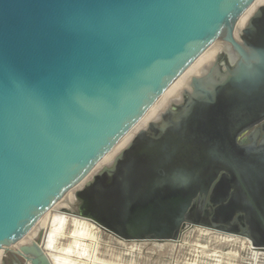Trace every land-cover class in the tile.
Segmentation results:
<instances>
[{"label":"water","instance_id":"1","mask_svg":"<svg viewBox=\"0 0 264 264\" xmlns=\"http://www.w3.org/2000/svg\"><path fill=\"white\" fill-rule=\"evenodd\" d=\"M254 1L0 0V249L37 228L17 253L53 264L44 215L221 43L234 58L218 52L64 211L122 240L228 232L195 205L215 184L212 220L245 213L241 235L264 252V143L237 142L264 119V4L235 33Z\"/></svg>","mask_w":264,"mask_h":264},{"label":"rangeland","instance_id":"2","mask_svg":"<svg viewBox=\"0 0 264 264\" xmlns=\"http://www.w3.org/2000/svg\"><path fill=\"white\" fill-rule=\"evenodd\" d=\"M218 45L221 43L215 44L207 52ZM198 64L190 70L197 71ZM197 73L198 71L193 74ZM178 88V85H174L163 94L162 97L168 94L174 96L165 102L155 117L147 119L139 131L145 129L149 123L157 121L173 102L179 101L188 85L179 90ZM70 192L60 200V203L69 197ZM71 198L70 202L73 201L74 194ZM64 208L70 209L68 205H64ZM51 209L44 215L40 225L46 226L45 221L50 213L51 219L58 217L60 221L50 245L47 244V240L44 245V250L52 263L55 255L59 256L57 258L63 261V264H264V252L252 249L250 242L240 235L192 225L187 226L176 241L122 240L89 220L63 210ZM48 226L51 228H48L47 236L53 228L52 223ZM36 229L34 228L31 233H35ZM0 261L1 264H29L17 253L14 245L0 249Z\"/></svg>","mask_w":264,"mask_h":264},{"label":"bare ground","instance_id":"3","mask_svg":"<svg viewBox=\"0 0 264 264\" xmlns=\"http://www.w3.org/2000/svg\"><path fill=\"white\" fill-rule=\"evenodd\" d=\"M262 4H264V0H255L252 4V8L251 6L241 15V17L239 18V20L236 23V27H235V33L237 34L243 27L244 25L247 23L248 19L250 18V16L253 14V12ZM211 49V48H210ZM208 49V50H210ZM207 50V51H208ZM206 51V52H207ZM218 52H224L226 54V57L228 60H232L234 57L231 54V52L228 51L227 47L224 46L223 44L218 45L216 48H212V51H209L207 53H203L175 82L172 86L174 85H178L179 88H182L186 85L189 84V80L192 76L194 75H198L201 74L203 71H205V69L212 63V61L214 60L216 54ZM198 64V73L197 74H193L195 72H197L196 70H190L191 68H193L194 65ZM171 86V87H172ZM170 87V88H171ZM169 88V89H170ZM185 90V89H184ZM184 92V91H183ZM174 95H170L168 94L165 97H162V99L158 100L154 106L143 116V118L96 164V166L94 167L95 169L90 172L78 185H76L71 192L69 193V197L66 198L65 201H63L62 203H57L54 207H52L53 209L57 210V211H64V205H68L70 204V200L72 199V195L74 192H76L77 190H79L82 185L88 180L90 179L98 170H100L102 167H104L105 165L109 164L110 162H112V160L125 148L128 146V144L135 138V136L138 134V132H140L138 129L141 128V126L147 121V119L152 118L156 112L162 108V106L165 104V102H167L168 100H170V98H172ZM174 104V102H173ZM155 117V116H154ZM110 154H112L110 157H108ZM107 158V159H106ZM106 159V160H104ZM65 198V197H64ZM52 210V209H51ZM48 214V213H47ZM46 215V214H45ZM51 217V213L48 215V218H46V226H45V235H44V243L43 245H45V242L47 240V244L50 245L51 240H53V234H55L54 232H56L57 228H58V224L60 223L59 218L58 217H53V219L50 218ZM43 219V218H42ZM51 220V221H50ZM64 221V220H63ZM49 223H52V230L49 234V236H47V232L49 231L48 228L50 226H48ZM61 227V226H60ZM51 228V227H50ZM60 230V229H58ZM34 233H30L29 235L25 236L22 240H20L19 242H17L16 244H14L15 250L18 252V248L21 244L27 243L31 240V237ZM24 242V243H23ZM48 247V246H47ZM253 249V248H252ZM258 251V250H255ZM258 252H262V251H258ZM53 256V254H52ZM59 257V256H57ZM53 257V263L54 264H63V261H61L59 258ZM1 264V261H0Z\"/></svg>","mask_w":264,"mask_h":264},{"label":"flooded vegetation","instance_id":"4","mask_svg":"<svg viewBox=\"0 0 264 264\" xmlns=\"http://www.w3.org/2000/svg\"><path fill=\"white\" fill-rule=\"evenodd\" d=\"M223 59L224 58H221L222 62H224ZM237 142L241 145H249V144L260 145L261 143H264V119L261 121H258L257 123L253 124L252 126L248 127L244 131H242L237 137ZM221 175H222V173H220L219 178ZM219 178L216 180V182L219 181ZM259 182L261 184V187L259 189V192H260L259 194H260V197L264 199V169L260 174ZM214 186H215V184L212 186V188L210 189L207 196H203L200 200H196L195 205L201 206V208H202V210L199 214L200 220L208 221L209 224H211L213 226H219L221 228H225V230H227L228 232H231L230 234H234V235L242 236L241 234H243L245 232H249V230H250L249 223L247 222L245 213L234 214L233 217L230 219L228 224L215 223L212 220V217L215 214V209L217 207L216 205H213L210 201V194H211ZM231 192H232V190L230 191V193ZM248 192L251 193V192H253V190H251V188L249 187ZM207 207L211 208L210 212L207 211ZM207 228H209V227H207ZM210 229L215 230L214 228H210ZM216 231H218V230H216ZM220 232H224V231H220ZM228 232H226V233H228ZM250 247H251V244H250Z\"/></svg>","mask_w":264,"mask_h":264}]
</instances>
